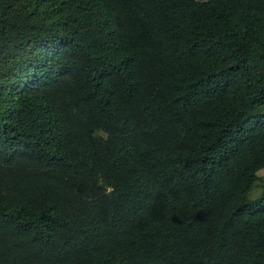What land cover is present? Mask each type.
<instances>
[{
	"label": "trees",
	"instance_id": "16d2710c",
	"mask_svg": "<svg viewBox=\"0 0 264 264\" xmlns=\"http://www.w3.org/2000/svg\"><path fill=\"white\" fill-rule=\"evenodd\" d=\"M264 0H0V264H264Z\"/></svg>",
	"mask_w": 264,
	"mask_h": 264
},
{
	"label": "rangeland",
	"instance_id": "374dc122",
	"mask_svg": "<svg viewBox=\"0 0 264 264\" xmlns=\"http://www.w3.org/2000/svg\"><path fill=\"white\" fill-rule=\"evenodd\" d=\"M257 176H258V179L255 181L253 187H251L248 192L249 197H251L250 194L252 196H255L261 192L262 185L264 183V168L257 171Z\"/></svg>",
	"mask_w": 264,
	"mask_h": 264
}]
</instances>
